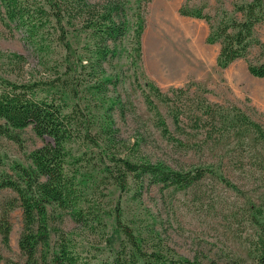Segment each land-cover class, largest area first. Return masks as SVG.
Returning <instances> with one entry per match:
<instances>
[{"label":"trees","instance_id":"1","mask_svg":"<svg viewBox=\"0 0 264 264\" xmlns=\"http://www.w3.org/2000/svg\"><path fill=\"white\" fill-rule=\"evenodd\" d=\"M128 1L0 0L1 26L10 37L18 32L41 68L37 77L31 75L26 80L0 76V138L14 141L12 130L30 127L37 137L50 140L28 154L30 167L12 166L15 178L0 175V190L7 189L16 195L3 206L0 234L6 243L11 229L9 213L19 207L23 225L17 245L26 258L24 264H219L167 256L157 250L145 251L133 231L121 225L119 214L116 221L125 244L111 260L85 259L67 241L57 246L49 261L36 260L38 247L45 246L49 240L48 206L67 210L78 223L95 216L90 200L82 192L88 179L96 188L99 184L103 187L114 184L120 191L132 189L137 199L151 185L183 190L201 181L206 174L215 175L226 187L231 186L211 167L175 170L164 163L133 158L128 152H116L120 141L113 113L122 106L119 96L112 94L117 78L107 67L112 66L115 58H120L116 49L128 28L125 9ZM234 5V11L242 19L221 11L215 26L210 23L211 16L201 10L179 9L180 14L209 24L205 41L219 44L216 65L220 69L234 60L246 59L249 49L260 44L254 28L264 21V0ZM135 17L132 52L136 54V61H140L144 18L139 14ZM79 37L84 42L73 46L71 38ZM13 58L18 63L25 61L23 55ZM247 71L253 77L264 78V62L257 65L247 62ZM146 85L154 98L167 105L174 129L181 134L190 135L180 126L186 123L185 128L193 131V136L214 145H220L229 133H251L264 142V128L236 106L210 103L204 96L194 105L192 101L186 103L190 99L188 89L171 88L164 93L151 81ZM144 98L161 134L172 137L155 102L147 94ZM83 203L87 204L84 210ZM248 211L249 221L256 230L253 258L255 264H264V194L258 204H249Z\"/></svg>","mask_w":264,"mask_h":264},{"label":"rangeland","instance_id":"2","mask_svg":"<svg viewBox=\"0 0 264 264\" xmlns=\"http://www.w3.org/2000/svg\"><path fill=\"white\" fill-rule=\"evenodd\" d=\"M248 1L140 0L137 4L136 0H129L125 4L128 28L116 49L120 58H115L112 66L107 67V71L117 78L115 93L112 94L119 96L122 106L113 113L120 141L116 152H128L133 158L164 163L175 170L211 167L232 187L223 185L215 175L206 174L201 181L183 190L151 185L144 188L137 199L132 189L120 191L114 184L106 187L99 184L96 188L88 179L82 192L90 200L95 216L78 223L67 210L56 205L48 206L49 240L45 246L38 247V262L49 261L57 246L66 241L85 259L111 260L125 244V237L116 221L119 214L121 225L133 231L145 251L157 250L167 256L201 263L243 261L244 264H255L256 230L249 221L248 206L258 204L264 194V142L251 133H229L220 145H214L200 136H193V131L185 128L186 123L184 127L180 126L190 135L181 134L180 130L174 129L167 105L154 98L146 85L151 81L164 93L171 88L188 89L190 99L186 103L192 101L194 105L204 96L210 103L236 106L264 128V78L253 77L247 71V62L255 65L264 62V21L254 28V36L260 44L249 49L246 59L234 60L220 69L216 65L219 44H206L205 41L209 24L179 12V9L183 12L201 10L211 16L210 23L215 26L221 11L241 20V14L234 11V4ZM159 10L175 15L185 27L190 28L203 51L202 55L190 53L186 55L185 63L174 55L161 56V45L170 43V40L161 38L154 28ZM135 14L144 18L140 61H136V54L132 52L135 46L132 38ZM71 41L76 46L84 39L71 38ZM0 52L1 77L19 81L31 75L37 77L41 72L34 54L18 32L10 37L1 24ZM14 55H23L25 61L18 63ZM146 94L165 118L172 137L163 136L156 126L144 103ZM12 134L16 137L14 141L0 138V175L15 178L12 166L30 167L28 154L50 140L37 137L30 127L12 130ZM136 142L139 143L137 147L134 146ZM15 198L12 191L0 190V216L5 202ZM86 206V203L81 205L83 210ZM9 216L11 229L6 243L0 234V264H24L26 258L17 245L23 225L22 211L17 207Z\"/></svg>","mask_w":264,"mask_h":264},{"label":"bare ground","instance_id":"3","mask_svg":"<svg viewBox=\"0 0 264 264\" xmlns=\"http://www.w3.org/2000/svg\"><path fill=\"white\" fill-rule=\"evenodd\" d=\"M160 12L159 10L155 16L156 25L154 28L161 38H168L170 40V43L165 42L161 45V51L163 52H160L161 56L174 55L185 63L186 57L190 53L198 52L202 55L203 51L199 47L198 41L193 38L190 28L185 27L175 15L169 12Z\"/></svg>","mask_w":264,"mask_h":264}]
</instances>
